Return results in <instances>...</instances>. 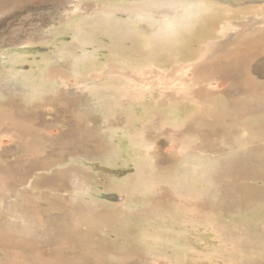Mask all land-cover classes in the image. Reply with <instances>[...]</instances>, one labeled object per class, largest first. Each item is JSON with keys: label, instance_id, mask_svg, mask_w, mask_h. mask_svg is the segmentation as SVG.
Wrapping results in <instances>:
<instances>
[{"label": "rangeland", "instance_id": "rangeland-1", "mask_svg": "<svg viewBox=\"0 0 264 264\" xmlns=\"http://www.w3.org/2000/svg\"><path fill=\"white\" fill-rule=\"evenodd\" d=\"M159 1L0 0V52L48 91L25 113L0 100L1 189L31 192L0 209V264H166L163 236L184 245L167 264H264V29L241 11L258 2L196 0L226 12L176 43L121 11Z\"/></svg>", "mask_w": 264, "mask_h": 264}, {"label": "bare ground", "instance_id": "bare-ground-1", "mask_svg": "<svg viewBox=\"0 0 264 264\" xmlns=\"http://www.w3.org/2000/svg\"><path fill=\"white\" fill-rule=\"evenodd\" d=\"M246 1V0H245ZM142 2V1H141ZM246 2H258V3H261V4H258V3H256V4H254V5H249V6H247V5H244L245 7L243 8L242 6V8L243 9H241V11H246V12H252V14L249 16V18H250V20H248L249 22L248 23H250L251 25H252V23L254 24L255 22L258 24V25H262V26H260V27H255V28H252L253 30H255V31H260V30H262V29H264V0H262V1H252V0H247ZM242 4V3H241ZM232 6V5H231ZM227 7V9H230V8H233V6L232 7ZM236 7H239V6H235L234 8H236ZM215 7H212V6H210V5H208V4H205V3H202L201 1H194V0H163V1H159V2H149V3H140V4H136V5H134V6H132V7H128V6H121V11H124L126 14H129V15H131V16H133V17H135V18H137V19H144V18H146V17H151V16H153L154 18H149L150 19V21L146 24V25H152L153 27H151L152 29L150 30V32L152 33L151 35H154V34H156V36H161V35H163V34H167V35H169V36H175V35H178V36H176L175 37V39L174 40H177V42L176 43H178V40H180L183 36H185L186 35V33H191L192 31H194V30H197L198 29V27L200 28L201 26H202V23H199L196 19L197 18H200L199 19V21H202L201 19H203V18H205V17H209V16H211L212 18H213V16H215V15H219L220 13L221 14H224L225 12H222L221 11V9H225V8H223V7H217V9H218V11L220 12H215L214 9ZM120 9V8H119ZM217 9H216V11H217ZM235 12V13H238V12H240V9H237V10H231V12ZM217 13V14H216ZM155 14H158L159 15V17H156V15ZM212 18L211 19H209V18H207V19H209V20H212ZM214 19V18H213ZM99 20H103V21H106V19H104V17H100L99 18ZM208 20V21H209ZM204 22H206L205 20H203ZM202 21V22H203ZM145 23H146V21H145ZM245 23H247V22H245ZM204 24V23H203ZM246 25H248V24H246ZM102 25H101V23L99 24V25H95V26H93V28L95 29H99V30H101L102 29V27H101ZM126 27V29H128V26L127 25H125ZM163 26V27H162ZM197 28V29H196ZM249 28V27H248ZM162 30V31H161ZM149 33V31L147 32L146 31V35ZM233 33V32H232ZM85 34V33H84ZM116 34H119V35H123L122 37H124V38H126V36L125 35H127V36H129L130 34L129 33H127V31L126 30H124V31H120V32H118V33H116ZM234 34V33H233ZM150 35V33H149V36H151ZM232 35V34H231ZM83 36H85V35H82V37L81 38H79L80 40L79 41H83L85 38H86V36L85 37H83ZM236 35H234V37H235ZM148 37V36H147ZM230 37V36H229ZM233 37V36H232ZM233 37V38H234ZM83 39V40H82ZM231 39V38H230ZM236 39V38H235ZM166 40V39H165ZM173 40V41H174ZM170 41H171V39H170ZM160 44V43H159ZM163 45H166V44H163ZM172 45V44H171ZM169 46H170V44H169ZM168 46V48H170ZM194 46H195V44H194ZM172 47V46H171ZM162 49V48H161ZM152 53V52H151ZM160 54V53H159ZM160 56V55H159ZM21 61V56H19V54L17 53V54H12V53H8V52H0V63H1V65H0V67H2L3 69H4V67L2 66L3 65V63H5L8 67H9V71H8V73L5 75V76H0V100L2 101V100H4V99H9V100H11V101H14L15 99H13V96H16V98H18V100H19V105H17L16 106V110H18L19 112H21V113H25V111L27 110V108L30 106V105H32V101L35 99V98H37L38 96H39V94L41 93V92H43V91H45L46 89H47V87L46 86H42L39 82H37L36 80L35 81H31V80H28L27 79V77H24L23 78V76L25 75L24 73H22L20 70H18L19 68H18V65L17 64H19L18 62H20ZM47 91V90H46ZM48 92V91H47ZM49 92H51V91H49ZM104 92H106V91H101V90H98L97 91V93H98V96H100V95H102V96H104L105 95V93ZM236 93V92H235ZM96 95V94H95ZM108 95V94H107ZM101 96V97H102ZM106 96V95H105ZM104 96V97H105ZM94 97V96H93ZM92 98V97H91ZM100 98V97H99ZM95 99L97 100V102H98V97L96 98L95 97ZM94 100V99H93ZM100 100V99H99ZM96 102V101H95ZM99 103V102H98ZM97 103V104H98ZM35 104V103H34ZM100 104H102V101L100 102ZM99 104V105H100ZM95 104H93V106H94ZM249 105V104H248ZM33 106V105H32ZM32 106H30V107H32ZM90 106H92V105H90ZM96 106V105H95ZM104 107V106H103ZM8 108V107H7ZM2 109V108H1ZM28 109H30V108H28ZM12 117V116H11ZM28 122V121H27ZM43 123V122H42ZM43 125V124H42ZM13 126V125H12ZM15 137H17V136H15ZM14 144V143H13ZM16 144V143H15ZM14 144V145H15ZM20 144V143H19ZM22 144V143H21ZM17 145V144H16ZM11 146H13V145H11ZM21 146V145H20ZM5 148H7V147H5L4 146V149ZM17 148H18V146H17ZM1 149H2V147H1ZM9 149H10V147H9ZM8 149V150H9ZM16 149V148H15ZM23 149H25V148H23ZM11 150V149H10ZM14 150V149H13ZM6 151V150H5ZM16 151V150H15ZM24 152V151H23ZM3 154V153H2ZM1 154V155H2ZM5 154V153H4ZM4 154H3V156H4ZM13 154H14V152H13ZM17 154V153H16ZM20 154V153H19ZM7 155V154H6ZM12 155V154H11ZM18 155V154H17ZM13 156V155H12ZM5 157V156H4ZM8 157V156H7ZM6 157V158H7ZM11 156H9L8 158L9 159H12V158H10ZM0 158H1V156H0ZM15 158V157H14ZM5 160V159H4ZM41 160V159H40ZM7 161V160H6ZM11 161V160H10ZM16 162V160H14L13 162H11V164H13V167H14V165L16 164L15 163ZM1 163V162H0ZM37 163V162H36ZM72 163H73V161H72ZM2 164V163H1ZM29 164V163H28ZM74 164H75V162H74ZM80 164V163H79ZM79 164H76V166L78 165L79 166ZM81 165V164H80ZM7 166V165H6ZM12 166V165H11ZM81 166H83V165H81ZM81 166H79V168H81ZM51 167V166H50ZM37 168H38V165H37ZM195 169V168H194ZM37 170V169H36ZM43 170V169H42ZM41 170V171H42ZM46 170V169H45ZM48 170V169H47ZM27 171V169H23V173H25ZM31 171V170H30ZM64 170L62 169V172H63ZM78 171H80V169H78V168H76V167H70V169H69V175H68V179H69V181L71 182V184H73V186H75L77 189H82V187H83V185H82V183H83V180H84V178L82 179L81 177H80V175H79V173H78ZM65 172V171H64ZM207 172V171H206ZM205 171H204V173H206ZM21 173V172H20ZM27 173H29V172H27ZM26 173V174H27ZM194 173H196V172H194ZM202 173H203V170H202ZM36 174H38V173H36ZM51 174V173H50ZM64 174V173H63ZM207 174V173H206ZM7 175V174H6ZM42 175V174H41ZM43 175H45V174H43ZM193 175V174H192ZM203 175V174H202ZM205 175V174H204ZM9 176V175H8ZM45 176H47V174L45 175ZM51 176H52V174H51ZM201 176V175H200ZM202 178L201 179H203V180H205V178H206V176H201ZM52 178V177H51ZM197 178V177H196ZM50 179V178H49ZM49 179H48V181H49ZM53 179H55L54 178V176H53ZM85 182V181H84ZM190 183H192V182H190ZM23 185V184H22ZM26 185V184H25ZM189 185V184H188ZM193 185V184H192ZM84 186H86V185H84ZM15 187H18V185L17 186H15ZM14 187V188H15ZM20 187V186H19ZM29 187H28V185L27 186H24V187H21L20 189H15V190H13L11 193V195H10V197H8V196H6L5 194H4V196L2 197V198H0V200L2 201L3 200V203H4V201H5V205H0V209H6V205H12L11 203H13V202H16V205H17V199H19L21 196H27V194L29 193V189H28ZM86 188V187H85ZM180 188V187H179ZM181 188H183V187H181ZM184 188H186V190L188 189V187H187V184H185L184 185ZM183 188V189H184ZM71 189H73V187L71 188ZM76 189V190H77ZM84 189V188H83ZM82 189V190H83ZM74 190V189H73ZM75 190V191H76ZM82 190H80V191H82ZM78 191V190H77ZM88 191V190H87ZM182 193L183 192H185L184 190H182L181 191ZM188 192V191H187ZM76 193V192H75ZM78 193V192H77ZM189 193V192H188ZM192 194V193H191ZM81 195V194H80ZM185 195V194H184ZM186 195H188V194H186ZM75 196H77V195H74V197ZM79 197V196H78ZM77 197V198H78ZM75 198L76 200H74L75 201V203H73V204H76L77 206L79 205H81V206H85L84 205V201H83V199H80V198ZM17 200V201H16ZM68 200H69V198H68ZM21 200H19L18 201V203L20 202ZM23 201V200H22ZM71 201H73V200H71ZM86 201H88V200H86ZM89 202H90V200H89ZM88 203V202H87ZM93 203V202H92ZM72 204V203H71ZM94 204H96V201L94 202ZM101 204L102 203H99V207L101 206ZM19 205V204H18ZM18 205H17V209H18ZM75 205V206H76ZM88 204H86V206H87ZM90 205H92V204H90ZM78 206V207H79ZM89 206V205H88ZM97 206V205H96ZM95 206V207H96ZM93 208V209H96V208ZM69 208H71V207H69ZM72 208H73V206H72ZM85 208V207H84ZM83 207H82V209H84ZM87 208V207H86ZM89 208V207H88ZM91 209H92V207H90ZM24 209H18L17 211L19 212V211H22L23 213H25V210L23 211ZM69 210V209H68ZM67 210V211H68ZM16 211V212H17ZM17 212V213H18ZM21 212V214L20 215H23L24 217H25V215L26 214H23ZM69 212V211H68ZM28 215V214H27ZM23 216H22V218H23ZM27 217V216H26ZM28 218V217H27ZM59 218V217H58ZM68 218V217H67ZM60 219V218H59ZM26 220V219H25ZM24 220V221H25ZM23 220H21V223L22 224H19V226H18V223L16 224V223H14V221H13V223H11L10 221V225H9V227H14V228H16V229H20L21 230V232H23V230L25 229V231H27V232H25L26 233V235H28L27 233L29 232V231H31L32 229H34V227H32L31 228V226L30 227H27V229L26 228H24L25 226H28V224H30V222L31 221H29V220H26V221H29L28 222V224H26V225H23V224H25V222H24ZM67 221V220H66ZM16 222V221H15ZM19 222V221H18ZM27 223V222H26ZM16 224V225H15ZM31 224H32V222H31ZM53 226H54V224H52ZM22 226H24V227H22ZM20 227H22L23 229H21ZM28 228H30V230L28 229ZM11 229V228H10ZM13 229V228H12ZM14 230V229H13ZM43 230H45V229H43ZM43 230H42V232H43ZM50 230H52V227L50 226ZM53 230H54V228H53ZM52 230V231H53ZM33 231V230H32ZM46 231H48V230H46ZM55 231V230H54ZM54 231H53V233H54ZM36 232H37V230H36ZM24 233V232H23ZM38 233V232H37ZM39 233H41V231L39 232ZM39 233H38V236H41V234L39 235ZM35 234V233H34ZM45 234V233H44ZM47 234V233H46ZM43 235V234H42ZM53 235V234H52ZM31 236H32V234H31ZM36 237H37V239L39 238L40 239V242H42L43 240L40 238V237H38L37 235H35ZM33 237V236H32ZM147 237V236H146ZM34 238V237H33ZM43 238V237H42ZM50 238V237H49ZM52 238V237H51ZM148 238V237H147ZM46 240H47V238H45ZM42 240V241H41ZM45 241V240H44ZM47 241H49V239L47 240ZM46 241V242H47ZM147 241V240H146ZM146 241H144V243L146 242ZM39 242V241H38ZM162 242H163V246L166 248V249H161L160 251H158V256H159V258L162 260L161 262L162 263H169L168 261H172V262H177V261H181V255L182 254H184L183 252H184V245H179V243H177V244H172V245H170V242H168V241H166V236H163L162 237ZM44 243V242H43ZM43 243L41 244V246L43 247V248H45L46 246H49V245H46V246H44L43 245ZM48 243V242H47ZM49 244V243H48ZM46 248H48V247H46ZM148 248V247H147ZM121 250H122V248H121ZM149 251V255H153V254H155L154 252H150V250H148ZM117 254V253H116ZM124 254V253H123ZM123 254H121V256H123ZM108 255H110L111 256V258L113 257L112 255H114L115 256V254L114 253H112V254H110V252L108 253ZM117 255H120V254H117ZM125 256H126V254H125ZM110 258V259H111ZM116 258H117V256H116ZM115 257L113 258L114 260L116 259ZM120 258V257H119ZM112 260V259H111ZM113 260V261H114ZM174 264V263H173Z\"/></svg>", "mask_w": 264, "mask_h": 264}, {"label": "crops", "instance_id": "crops-1", "mask_svg": "<svg viewBox=\"0 0 264 264\" xmlns=\"http://www.w3.org/2000/svg\"><path fill=\"white\" fill-rule=\"evenodd\" d=\"M23 171V170H22ZM28 171H26L25 173H23L22 172V174L23 175H31L30 173H27ZM27 173V174H26ZM22 174H21V176H22ZM28 187H29V185H28ZM3 189H1V184H0V198H2L3 196H4V192L2 191ZM29 193H31L30 191H29Z\"/></svg>", "mask_w": 264, "mask_h": 264}]
</instances>
